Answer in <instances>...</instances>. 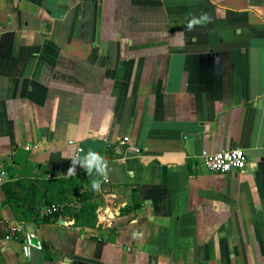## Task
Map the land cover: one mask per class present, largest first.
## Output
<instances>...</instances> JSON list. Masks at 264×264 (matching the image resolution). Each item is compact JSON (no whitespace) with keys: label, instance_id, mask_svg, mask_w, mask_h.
I'll return each instance as SVG.
<instances>
[{"label":"crops","instance_id":"obj_1","mask_svg":"<svg viewBox=\"0 0 264 264\" xmlns=\"http://www.w3.org/2000/svg\"><path fill=\"white\" fill-rule=\"evenodd\" d=\"M90 148L100 191L66 174ZM235 148L238 171L200 158ZM0 171L99 201L93 225L36 224L2 183L0 264H264V0H0Z\"/></svg>","mask_w":264,"mask_h":264},{"label":"trees","instance_id":"obj_2","mask_svg":"<svg viewBox=\"0 0 264 264\" xmlns=\"http://www.w3.org/2000/svg\"><path fill=\"white\" fill-rule=\"evenodd\" d=\"M47 175L52 172L45 171ZM39 182H42L41 184ZM27 181L19 180L16 185L11 182H3V188L6 191L5 202L15 212L16 216L23 214V221L33 222L36 224L51 223L58 220L61 215L70 216L73 224L77 225L81 219L93 217L95 209L98 205L95 193L90 190L78 191L80 184L71 183L69 177H51L47 179L41 178L36 181L30 180V188L28 192H23ZM40 193L42 202L36 206L35 195ZM139 206V203L133 199V203L124 207L123 212L128 213ZM55 208V210H52ZM46 210H49L46 212ZM91 218H87L86 222L93 225Z\"/></svg>","mask_w":264,"mask_h":264},{"label":"built area","instance_id":"obj_3","mask_svg":"<svg viewBox=\"0 0 264 264\" xmlns=\"http://www.w3.org/2000/svg\"><path fill=\"white\" fill-rule=\"evenodd\" d=\"M121 143H127L129 150L139 153L140 150L130 142L128 136L122 138ZM200 158L204 166L213 173H229L241 170L245 167L247 163V157L242 149L235 148L230 150H221L217 152H206L201 153ZM5 180V173L0 171V185ZM107 181V180H106ZM52 210H55L53 208ZM49 210H46V212ZM20 228L17 224H10L7 227L6 235L7 237L14 236L18 234Z\"/></svg>","mask_w":264,"mask_h":264},{"label":"clouds","instance_id":"obj_4","mask_svg":"<svg viewBox=\"0 0 264 264\" xmlns=\"http://www.w3.org/2000/svg\"><path fill=\"white\" fill-rule=\"evenodd\" d=\"M209 17L207 14H203L200 18H193L188 24L189 30L193 28V26L197 24H201L202 22H209ZM64 158L69 159L67 156ZM71 160V167L67 170V175L72 177L76 175L77 166L81 167L88 176H92L95 173L94 178L90 182L91 189L93 191H100L102 182L108 179V162L104 156H102L98 151L94 149H89L83 155L74 156ZM24 254L26 257L31 256V250L29 247H25Z\"/></svg>","mask_w":264,"mask_h":264},{"label":"water","instance_id":"obj_5","mask_svg":"<svg viewBox=\"0 0 264 264\" xmlns=\"http://www.w3.org/2000/svg\"><path fill=\"white\" fill-rule=\"evenodd\" d=\"M258 105H259V106L261 105V101H258Z\"/></svg>","mask_w":264,"mask_h":264}]
</instances>
